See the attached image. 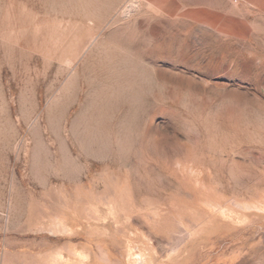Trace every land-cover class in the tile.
Returning <instances> with one entry per match:
<instances>
[{
	"label": "rangeland",
	"instance_id": "rangeland-1",
	"mask_svg": "<svg viewBox=\"0 0 264 264\" xmlns=\"http://www.w3.org/2000/svg\"><path fill=\"white\" fill-rule=\"evenodd\" d=\"M0 264H264V8L0 0Z\"/></svg>",
	"mask_w": 264,
	"mask_h": 264
},
{
	"label": "crops",
	"instance_id": "crops-1",
	"mask_svg": "<svg viewBox=\"0 0 264 264\" xmlns=\"http://www.w3.org/2000/svg\"><path fill=\"white\" fill-rule=\"evenodd\" d=\"M253 6L264 8V0H246ZM180 17L195 24H203L219 32L249 34L252 26L247 17L228 13L226 8L213 6H189L179 12Z\"/></svg>",
	"mask_w": 264,
	"mask_h": 264
},
{
	"label": "built area",
	"instance_id": "built-area-1",
	"mask_svg": "<svg viewBox=\"0 0 264 264\" xmlns=\"http://www.w3.org/2000/svg\"><path fill=\"white\" fill-rule=\"evenodd\" d=\"M237 2V1H236Z\"/></svg>",
	"mask_w": 264,
	"mask_h": 264
}]
</instances>
